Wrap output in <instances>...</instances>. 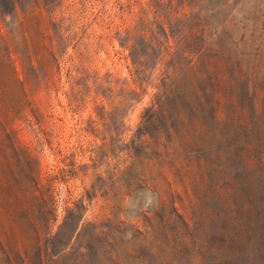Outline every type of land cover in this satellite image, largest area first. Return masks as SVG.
<instances>
[{
	"label": "rangeland",
	"instance_id": "obj_1",
	"mask_svg": "<svg viewBox=\"0 0 264 264\" xmlns=\"http://www.w3.org/2000/svg\"><path fill=\"white\" fill-rule=\"evenodd\" d=\"M195 95L204 138L170 127ZM254 116L264 0H0V264H252L196 146Z\"/></svg>",
	"mask_w": 264,
	"mask_h": 264
},
{
	"label": "trees",
	"instance_id": "obj_2",
	"mask_svg": "<svg viewBox=\"0 0 264 264\" xmlns=\"http://www.w3.org/2000/svg\"><path fill=\"white\" fill-rule=\"evenodd\" d=\"M204 98L195 95L180 102L181 113L176 112L178 111L176 104L170 106L171 110L175 111L176 118L175 123L170 124L173 132L178 120L179 128L187 129L188 133H194L201 138L207 134H201L200 128L207 123L213 128L216 127L217 100H213V97L208 100ZM208 106H211V111L206 110ZM252 123L250 126L240 128L243 136L239 133L232 136L227 134L224 142H218L216 148L196 146L199 149L197 151L202 153L204 150L206 156L214 152V160L218 162L209 165L198 160L196 174L202 180L206 177L209 181L216 180L217 201L224 209L217 214V220L224 240L234 233L240 246L247 242L251 245L253 250L249 255L253 257L252 264H264V124L263 126L259 124V116H254ZM209 133L218 140L216 133L212 131ZM243 140L246 142L243 143ZM230 161L237 162L238 166L230 167L227 164ZM223 184L227 187L220 186ZM227 188L234 193L232 197H227L224 192ZM231 207H235L236 210H228ZM229 230L232 232L229 233Z\"/></svg>",
	"mask_w": 264,
	"mask_h": 264
}]
</instances>
